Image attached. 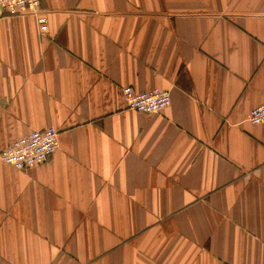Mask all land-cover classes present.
Listing matches in <instances>:
<instances>
[{"label": "crops", "instance_id": "crops-1", "mask_svg": "<svg viewBox=\"0 0 264 264\" xmlns=\"http://www.w3.org/2000/svg\"><path fill=\"white\" fill-rule=\"evenodd\" d=\"M0 18V264H264V0H43ZM170 91L160 113L123 88Z\"/></svg>", "mask_w": 264, "mask_h": 264}, {"label": "built area", "instance_id": "built-area-1", "mask_svg": "<svg viewBox=\"0 0 264 264\" xmlns=\"http://www.w3.org/2000/svg\"><path fill=\"white\" fill-rule=\"evenodd\" d=\"M43 0H0V18L24 15L33 12L41 23V30H47V19L39 14ZM123 95L130 110L155 114L163 111L171 102L170 91L151 89L136 91L131 86L123 88ZM253 124L264 123V101L254 107L249 116ZM59 145V130L54 126L37 129L14 139L0 152L1 159L19 170L43 164L49 160Z\"/></svg>", "mask_w": 264, "mask_h": 264}]
</instances>
